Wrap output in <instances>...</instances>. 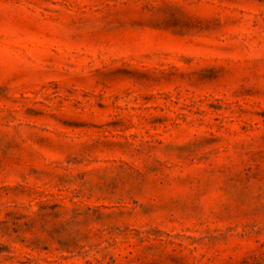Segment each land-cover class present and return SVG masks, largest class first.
<instances>
[{"label":"rangeland","instance_id":"1","mask_svg":"<svg viewBox=\"0 0 264 264\" xmlns=\"http://www.w3.org/2000/svg\"><path fill=\"white\" fill-rule=\"evenodd\" d=\"M0 264H264V0H0Z\"/></svg>","mask_w":264,"mask_h":264}]
</instances>
